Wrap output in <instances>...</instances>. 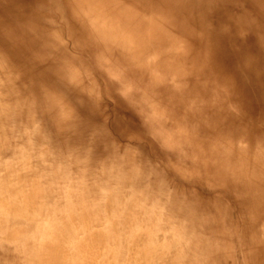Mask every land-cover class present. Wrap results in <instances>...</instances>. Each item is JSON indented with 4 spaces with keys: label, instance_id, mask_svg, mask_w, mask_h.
Listing matches in <instances>:
<instances>
[{
    "label": "clouds",
    "instance_id": "1",
    "mask_svg": "<svg viewBox=\"0 0 264 264\" xmlns=\"http://www.w3.org/2000/svg\"><path fill=\"white\" fill-rule=\"evenodd\" d=\"M74 217L102 264H264V0H0V264H91Z\"/></svg>",
    "mask_w": 264,
    "mask_h": 264
},
{
    "label": "bare ground",
    "instance_id": "2",
    "mask_svg": "<svg viewBox=\"0 0 264 264\" xmlns=\"http://www.w3.org/2000/svg\"><path fill=\"white\" fill-rule=\"evenodd\" d=\"M109 46H112V42H108ZM104 45L102 44V47ZM123 50L126 52V54L130 57H134L137 55H141L142 51L140 48H138L136 42L134 40H130L124 43ZM155 59V57H152ZM71 226H74L75 230L77 231V235L80 237H83L84 241L87 242V246L83 249V252L88 257H95L94 260L91 261V264H97V262H101V255L98 254L96 251V242L95 237L96 233L92 231V227L94 225H90L89 222L84 220H78L77 218H73L71 220Z\"/></svg>",
    "mask_w": 264,
    "mask_h": 264
}]
</instances>
